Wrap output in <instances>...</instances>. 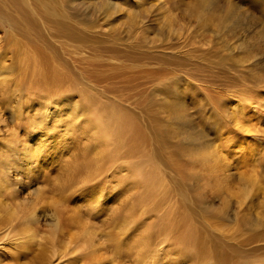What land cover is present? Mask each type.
Masks as SVG:
<instances>
[{
  "label": "rangeland",
  "instance_id": "rangeland-1",
  "mask_svg": "<svg viewBox=\"0 0 264 264\" xmlns=\"http://www.w3.org/2000/svg\"><path fill=\"white\" fill-rule=\"evenodd\" d=\"M213 1L7 0L0 67L12 64L16 84L24 82V97L0 105L19 132L15 153L26 141L38 149L40 136L52 135L41 142L39 170L26 171L31 176L18 195L0 197V231L15 226L1 234L16 236H0V264H264V115L256 141L245 144L243 160L225 174L210 172L209 156L198 159L215 146L230 150L242 136L232 118L241 98H264V2ZM40 94L58 104L52 106L60 116L94 134L83 137L65 123L55 127L69 133L64 130L66 143L48 164L45 151L58 134L47 129L52 119L38 106ZM65 99L69 110L62 114ZM77 107L85 117L80 122ZM107 120L111 135L118 134L101 155L102 139L89 127ZM222 134L232 139L224 143ZM234 170L246 180L225 181ZM134 175L149 182L142 186ZM26 197L35 213L45 208L60 220L41 222L35 240L27 248L18 244L17 254L18 236L26 237Z\"/></svg>",
  "mask_w": 264,
  "mask_h": 264
},
{
  "label": "bare ground",
  "instance_id": "bare-ground-1",
  "mask_svg": "<svg viewBox=\"0 0 264 264\" xmlns=\"http://www.w3.org/2000/svg\"><path fill=\"white\" fill-rule=\"evenodd\" d=\"M8 1H11V2H16V1H18V0H8ZM43 2H45V3H47L48 2V0H42ZM211 1V4H214V1L213 0H210ZM263 2H264V0H262ZM9 5V3L7 2V0H0V20H4V18H5V20H7V21H9V19L7 18V17H4V15H5V12L8 10L7 9V6ZM210 6V5H209ZM263 8V7H262ZM67 13L65 12V15H66ZM64 15V13L62 14V16H65ZM23 68H25V67H23ZM27 70V69H26ZM23 71H24V69H23ZM28 71V70H27ZM26 71V73H28ZM31 72V71H30ZM23 73V72H22ZM25 74V73H24ZM23 74V75H24ZM30 74V73H29ZM31 75L33 76V78H35L34 76H37V77H39V75L38 74H36V72H34V71H32V73H31ZM30 75V76H31ZM23 78H25L24 76H22ZM28 78V77H27ZM32 78V79H33ZM22 79V78H21ZM21 79H19V80H21ZM15 80H17V79H15V68H14V66L12 65V64H4L3 66H1L0 67V105H2L1 104V101L2 100H5V99H7V97L9 98V97H11V98H13V100H15V102H17L20 98H21V96H23V94H22V90L23 89H21L20 87H21V85L24 83V82H22V81H24V79L23 80H21L20 82H22V84L21 85H17L16 84V82H15ZM30 80V79H29ZM35 80V79H34ZM38 80V79H37ZM40 80V79H39ZM19 82V81H18ZM17 82V83H18ZM27 82H28V80H27ZM26 82V83H27ZM19 84V83H18ZM18 89H20V91H21V93L19 94V95H17V94H15L17 91L18 92H20ZM17 92V93H18ZM247 93V92H246ZM249 93V92H248ZM245 94V93H244ZM41 95V94H40ZM50 95V94H49ZM242 95V94H241ZM248 95V94H247ZM246 95V101L245 102H242V100L240 99V101H239V103H237V106H239V108H237V106L233 109V111H232V118H233V121H234V123H235V125L242 131V136L240 137V138H238V139H235L234 137H233V134L231 133V135H232V138L233 139H235V141L234 140H232V144L231 145H234V146H232L231 148H230V150H228L227 151V148H225V147H223V146H219L220 148H217L216 146L214 147V146H212V147H214L213 148V154H210V155H208V154H206V152H204V151H202L201 153H200V155L198 156V159H201L202 157L204 158V159H206L207 158V156H209V158H211V159H209L208 161H210V164H211V167L209 166L208 168H210L209 170H210V172H214L215 174L216 173H220V172H223V171H225V170H229L231 167H232V163H233V161L235 162L236 160H237V162H238V159L239 158H242V156H244V153L246 152H248L247 150H246V148H244L246 145V143L247 142H255L256 141V137H255V130L258 128V125H257V123H258V119H259V117L261 116H259V113L261 114H263L264 115V106H262V102L264 101V98H261V97H258V96H247ZM254 95V94H253ZM43 95H41V97H42ZM46 96H47V94H46ZM17 97V98H16ZM24 97V96H23ZM243 97V96H242ZM258 97V98H257ZM26 99L28 98V97H25ZM49 99H50V97H45L44 98V96H43V99L41 100V103H39L38 104V106L40 105L41 106V110L43 111V113L47 116L48 115V113L50 114V117L49 118H51L52 119V122L51 121H48L47 122V129L48 130H50L51 131V129L52 128H54V130L55 131H53V132H56V134H58V137H57V139H56V142H55V147L54 146H52L51 148H47V150L45 151V155L48 157V160H45V162L48 164V162H49V156H51V155H53V154H55L57 151L56 150H58L59 148H61L62 146H64V144L66 143V140H65V131H69L68 129H62V130H58L59 129V125H61L62 123L64 124H66V125H70V129H71V131L72 130H75L76 131V129H74L73 127H75V128H77L78 127V133H80V134H82L83 135V137H86L87 135L85 134V130H84V128L80 125V124H77V122L75 121V120H70V118H69V115L68 114H66V115H62V116H60V114L58 113V106H55V107H53L52 105H55V104H57V103H55L54 104V102L53 103H51V104H49ZM8 100H10V99H8ZM29 100V99H28ZM239 100V99H238ZM237 100V101H238ZM6 101V100H5ZM11 101V100H10ZM52 101V100H51ZM65 101L66 102H68V105L65 107V108H63V110H62V114H64V112L66 113V112H68V110H69V104H70V102H69V99H65ZM12 102V101H11ZM20 102V101H19ZM247 102H249L248 104H249V107L246 105V103ZM9 103V102H8ZM7 103V104H8ZM30 103H31V101H30ZM14 104V103H13ZM13 104H11V106L13 105ZM20 104V103H19ZM260 105L261 104V106L259 107L258 105ZM16 105V104H15ZM27 105V104H26ZM58 105V104H57ZM7 106V105H6ZM18 106V105H17ZM9 107H10V104H9ZM19 107H22V104H20L19 105ZM18 107V108H19ZM261 107H263V112H261L259 109H262ZM233 108V107H232ZM22 109V108H21ZM253 109V114H254V118L252 119V116H253V114H251L250 113V110H252ZM19 110V109H18ZM22 110H24V109H22ZM35 111V110H34ZM81 107H77L76 109H75V112H76V114L74 115V118L77 120V121H83V120H85V117H84V115L81 113ZM258 111H260V112H258ZM8 112V111H7ZM6 112V113H7ZM11 112V111H10ZM16 112V111H15ZM4 113V112H3ZM2 112H1V108H0V197H3V196H5V195H11L12 193H14V194H17V192H20V191H18L19 189H20V187L18 186V185H23V183L31 176L30 174L28 175V174H26L27 172H31V173H35V172H37L38 170H39V166H40V164H41V157H42V149H43V147H42V145H41V142H43V141H46V138H48L50 135H52V133L51 134H49V132H47V134H45V135H42V136H40V138H39V140L38 141H36L35 142V145H37L39 148L38 149H34V147L33 146H31V144H29L28 143V141H24L26 138H24L23 139V141L25 142V144L24 145H22V149H21V153H20V155H19V153H18V155L15 153V151H16V148L15 147H17L18 149H19V146L17 145L18 144V142H21L20 140H19V136H18V133H17V130L15 129V127H14V120H13V118H11V120H9L7 117H5V113L3 114ZM12 113H13V110H12ZM31 113V112H30ZM32 113H34V112H32ZM38 113V112H37ZM38 114H40V113H38ZM8 115V114H7ZM18 115V114H17ZM30 115H33V114H30ZM10 116V115H9ZM26 116H27V112H26ZM30 117V116H29ZM35 117H36V115H35ZM48 117V116H47ZM14 118H15V116H14ZM31 118V117H30ZM177 118V117H176ZM262 118V117H261ZM261 118H260V120H261ZM18 119H19V117L17 116L16 117V120H15V124H18L19 122H18ZM35 119V118H34ZM37 119V118H36ZM39 119H40V116H39ZM263 119V118H262ZM23 120V119H22ZM32 120V119H31ZM43 120V119H42ZM46 120V119H45ZM114 119H112V121H113ZM37 121V120H36ZM72 121V122H71ZM111 121V122H112ZM116 121H118L119 122V120H116ZM264 121V120H263ZM21 122V121H20ZM24 122V121H23ZM38 122V121H37ZM43 122V121H42ZM107 122H108V125L107 124H103L102 125V121H98L97 122V124L98 125H96V126H94L93 127V124H91L90 126L91 127H89V128H93V129H95L96 131H95V133H96V135H97V137H101V139H102V148H100V154L102 155L103 154V147H110L111 148V146H112V143L114 142V139H113V136H114V138H115V135L116 134H118V133H115V134H113V136L111 135L112 134V131H113V129H112V131H110V129L111 128H109L108 126H110V124H111V127H112V124H113V122L111 123V122H109V120H107ZM22 123V122H21ZM45 123V122H44ZM69 123V124H68ZM110 123V124H109ZM120 123V122H119ZM118 123V124H119ZM122 123V122H121ZM124 123H126V121L124 122ZM131 123V122H130ZM129 123V124H130ZM155 123V122H154ZM260 123V122H259ZM127 124V123H126ZM26 125V124H25ZM264 125V124H263ZM23 126V125H22ZM29 126V125H28ZM115 126H116V124H115ZM132 126V125H131ZM20 127V126H19ZM25 127V126H24ZM38 127V126H37ZM44 127V126H43ZM55 127H58V129L57 128H55ZM118 128H119V126H117ZM121 127H122V125H121ZM124 127V126H123ZM263 127V126H262ZM22 128V127H21ZM20 128V129H21ZM26 128V127H25ZM34 128V127H33ZM115 128V127H114ZM131 128V127H130ZM27 129V128H26ZM31 129V128H30ZM29 129V130H30ZM37 129V128H36ZM121 129H123V128H121ZM128 129V128H127ZM126 129V130H127ZM24 130V129H23ZM65 130V131H64ZM124 130H125V128H124ZM125 130V131H126ZM131 130V129H130ZM259 130V129H258ZM25 131V130H24ZM30 131H32V130H30ZM29 131V132H30ZM45 131V130H44ZM70 131V132H71ZM115 131V130H114ZM119 131V130H118ZM117 131V132H118ZM124 131V132H125ZM134 131V130H133ZM138 131V130H137ZM153 131V130H152ZM156 131V130H155ZM52 132V131H51ZM127 132H128V134L131 132H129L128 130H127ZM126 132V133H127ZM145 132V131H144ZM223 132V131H222ZM227 132H228V130H227ZM263 132H264V130H263ZM262 132V133H263ZM69 133V132H68ZM67 133V134H68ZM121 133V132H120ZM135 133V132H134ZM139 133V132H138ZM225 133V132H224ZM25 134V133H24ZM24 134H23V136H24ZM122 134V133H121ZM149 134V133H148ZM54 135V134H53ZM65 135V136H64ZM130 135H131V133H130ZM222 135H225V134H222ZM70 136V135H69ZM125 136V135H124ZM27 137V136H26ZM87 137H89L90 139L91 138H94V134H92L91 136L90 135H88ZM121 137H123V135L121 136ZM159 137V136H158ZM157 137V138H158ZM41 138H43V139H41ZM118 138V137H117ZM163 138V137H162ZM222 138V137H221ZM231 138V136H229V135H225L224 136V143H226L225 141H228V139H230ZM231 138V139H232ZM259 138V137H258ZM22 139V138H21ZM127 139H128V136H127ZM230 139V140H231ZM120 140H122V139H120ZM125 140V139H124ZM167 140V139H166ZM229 140V141H230ZM117 141H119V140H117ZM162 141V140H161ZM222 141V140H221ZM23 142V143H24ZM144 142V141H143ZM163 142H165L164 140H163ZM160 143V142H159ZM222 144H223V141L221 142ZM22 144V143H21ZM114 144H116V142H114ZM118 144V143H117ZM252 144V143H251ZM213 145V144H212ZM228 146V144L226 145V147ZM160 147V146H159ZM229 147V146H228ZM149 148V147H148ZM256 148V147H255ZM18 149H17V151H18ZM262 149V148H261ZM97 150V149H96ZM133 150V149H132ZM16 151V152H17ZM98 151H99V149H98ZM149 151V150H148ZM251 152V151H250ZM98 153V152H97ZM157 155V154H156ZM162 155V154H161ZM96 156H97V154L95 155V158H96ZM172 156V155H171ZM248 156V155H247ZM98 157H100V156H98ZM145 158V157H144ZM52 159V158H51ZM99 159V158H98ZM255 159V158H254ZM20 161V166L18 167V164H16V162L17 161ZM100 160H101V158H100ZM168 160V159H167ZM242 160H243V158H242ZM242 160H240L241 162H242ZM249 160V159H248ZM204 162H206V161H204ZM18 163V162H17ZM136 163V162H135ZM134 163V164H135ZM140 163V162H139ZM139 163H138V165H139ZM236 164V163H235ZM240 165H242V163H240ZM130 166V165H129ZM131 166H133V164L131 163ZM135 166H136V164H135ZM239 166V165H238ZM238 166H237V168H236V170L237 169H240V168H238ZM134 167V166H133ZM250 168V167H249ZM135 169V168H134ZM146 168H143L142 170H145ZM179 170V169H178ZM250 170H252V169H250ZM27 171V172H26ZM145 171H147V170H145ZM240 170H237V172H239ZM135 172H138V171H136L135 170ZM142 172V171H141ZM241 172V171H240ZM239 172V173H240ZM132 173V172H131ZM130 173V174H131ZM138 173H140V171L138 172ZM180 173V172H179ZM228 173V172H227ZM235 170H234V172L232 171V173H229V174H227V175H225V176H227L226 177V179H225V181L226 180H228V181H230L232 178H233V180L235 181L236 179H234V178H237L238 177V179H239V181L242 179V180H244L245 178L244 177H240V174L238 173V175L239 176H235V174H237V173H235ZM246 173V172H245ZM137 174V173H136ZM222 174H225L224 172L222 173ZM248 174V173H247ZM132 175V174H131ZM131 175H129L130 177H132ZM139 175V174H138ZM210 175H212L211 173H210ZM241 176H243V175H241ZM137 177V176H136ZM135 177V175H134V178H136ZM214 177V176H213ZM139 178V179H138ZM216 178V177H215ZM218 178H219V176L217 177V180H218ZM225 178V177H224ZM137 180H139L140 181V183L142 184V186L144 185V184H146V183H148L147 182V180L145 181V177L144 176H142V175H140L139 177H137L136 178ZM221 179H223V178H221ZM29 180V179H28ZM132 180V179H131ZM208 180V179H207ZM216 180V181H217ZM246 180V179H245ZM145 181V182H144ZM221 181V180H220ZM219 180H218V182H220ZM136 182V181H135ZM224 182V181H223ZM236 182V181H235ZM27 183V182H26ZM25 183V184H26ZM151 183H152V181H151ZM156 183V182H155ZM221 183H222V181H221ZM237 183H238V181H237ZM250 182H248L247 183V181H246V184L248 185ZM255 183V182H254ZM253 183V184H254ZM28 184V183H27ZM220 184V183H219ZM228 184H230L229 182H228ZM233 184V183H232ZM232 184H230L229 185V188H230V186L232 185ZM245 184V183H244ZM243 184V186H245ZM253 184H251L252 186H254ZM239 185V184H238ZM251 185H250V188H251ZM29 186V185H28ZM222 186H226V185H224V183H223V185ZM228 186V185H227ZM249 186V185H248ZM247 186V187H248ZM18 187H19V189H18ZM23 187H24V185H23ZM234 187V186H233ZM233 187H231V189H233L234 190V188ZM258 187H261L260 185L258 186ZM246 188V187H245ZM249 188V187H248ZM248 188H246L247 190H248ZM263 188V187H262ZM262 188H258V190H261ZM142 189V188H141ZM253 189H254V187H253ZM21 190V189H20ZM243 191V190H242ZM250 191H252L251 189H250ZM263 191V190H262ZM245 194H246V190H245ZM244 194V195H245ZM257 194V193H256ZM18 195V194H17ZM248 194H246V196H247ZM250 195H252V193H250L249 194V196ZM258 195V194H257ZM263 195V194H262ZM14 196V195H13ZM12 196V197H13ZM260 196V195H259ZM9 197V196H8ZM7 197V198H8ZM35 197H37V196H35ZM43 197V196H42ZM252 197V196H251ZM6 198V197H5ZM27 198V197H26ZM39 198V197H38ZM38 198H36V199H38ZM144 198V197H143ZM43 199V198H42ZM246 199H247V197H246ZM249 199V198H248ZM252 199V198H251ZM8 200V199H7ZM17 200V199H16ZM27 201H28V203H26L27 204V206H26V209H22L23 210V212H21L23 215H24V221H22V222H25V223H27L26 225V237H24V236H22V237H20V236H18V234H20V233H18L17 234V232H16V235L18 236V241H16V245L14 244V242H12V244H14V248H13V251H16V253L18 254L19 253V249L18 248H20V246L18 247V244H24L25 245V247L26 246H28L29 247V245H27L26 243H30V242H32V241H34L35 240V238H36V231H35V228H36V226H38V225H40V223L41 222H43V221H45V224L47 223L48 224V226H49V223H50V225L52 226H55L56 224H54V222L56 223V222H58L59 220H60V218H57L56 217V215H54L53 213H49V212H47L46 210H45V208L44 209H40V208H38L39 210H40V212L37 214V213H35L34 212V207H32V205H30L31 203H30V201L28 200V198H27ZM36 201V200H35ZM42 201V200H41ZM19 202V201H18ZM49 202V201H48ZM17 203V202H16ZM43 203V202H42ZM18 204V203H17ZM37 204V203H36ZM39 204V203H38ZM45 204V203H44ZM50 204V203H49ZM53 204V203H52ZM57 204V203H56ZM151 205V204H150ZM35 207H37V206H35ZM146 207V206H145ZM149 207V206H148ZM264 207V206H263ZM22 208V207H21ZM36 209V208H35ZM227 209V208H226ZM22 210H20V211H22ZM25 210V211H24ZM153 210V209H152ZM54 213H56V211L54 212ZM146 213H147V210H146ZM151 214V213H150ZM259 215V214H258ZM20 217L21 216H19V219H20ZM258 217V216H257ZM22 218V217H21ZM260 218V217H259ZM258 218V219H259ZM14 219H16V218H14ZM18 219V220H19ZM57 219H58V221H57ZM62 219V218H61ZM76 220V219H75ZM78 220V219H77ZM14 221V220H13ZM64 221V220H63ZM20 222H21V220H20ZM21 222V223H22ZM261 222V221H260ZM12 223H14V222H12ZM25 225V224H24ZM23 225V226H24ZM41 225H43V224H41ZM21 226V225H20ZM20 226H16L17 228V230H18V228H24L23 226L22 227H20ZM47 226V225H46ZM259 226V225H258ZM13 227L15 228V226L13 225ZM13 227H11L12 228V230H14L15 231V229H13ZM7 228V227H6ZM9 226H8V228L6 229V230H8L9 231ZM1 230V229H0ZM2 230L4 231L5 229H3L2 228ZM5 230V231H6ZM23 230V229H22ZM1 232L0 231V234L1 233H4V232ZM8 231L6 232V234L8 233ZM10 231H11V229H10ZM14 231L12 232V233H14ZM6 234H1L0 236L1 237H3V236H5ZM9 234H11V233H9ZM12 235H14V234H11V235H7V236H5V237H7L8 239H9V237H11ZM16 236H14V237H11V239L10 240H12V239H14ZM41 238V237H40ZM2 239H4L5 240V238H2ZM8 239H6V240H8ZM16 239V238H15ZM68 243H70V242H68ZM6 244V243H5ZM20 244V245H21ZM1 246V245H0ZM4 246V245H3ZM8 247V245L6 246V248ZM27 248V247H26ZM95 248H97V247H95ZM103 249L102 247H98V251H99V253L101 252L100 251V249ZM2 249H3V247H0V250H1V253H2ZM69 249V248H68ZM6 250V249H5ZM4 250V251H5ZM24 250H25V248H24ZM93 250V249H92ZM96 250V249H95ZM4 251H3V253H4ZM22 250H20V252H21ZM55 251V250H54ZM58 251V250H57ZM56 251V252H57ZM23 252V251H22ZM50 252V251H49ZM103 252H104V249H103ZM154 252V251H153ZM0 253V254H1ZM15 253V254H16ZM105 253V252H104ZM104 253H102L101 252V254H104ZM5 254V253H4ZM3 254V255H4ZM14 254V255H15ZM16 254V255H17ZM43 254V253H42ZM97 254H98V252H97ZM107 254V253H106ZM2 255V254H1ZM15 255V256H16ZM61 255V254H60ZM105 255V254H104ZM139 255V254H138ZM10 256V255H9ZM53 256V255H52ZM58 256V255H57ZM224 256V255H223ZM226 256H228V254L227 255H225L223 258V260H225V257ZM0 257H2V256H0ZM113 257V256H112ZM56 258V257H55ZM2 259V262H3V257L1 258ZM99 259H101V257L99 258ZM222 259V258H221ZM98 260V259H97ZM111 261H112V259H110ZM250 260V259H249ZM12 261V260H11ZM39 261V260H38ZM246 261V260H245ZM25 262V261H24ZM27 262V261H26ZM25 262V263H26ZM44 262V261H43ZM87 262V261H86ZM99 262V260L98 261H96V263H98ZM106 262H107V259H106ZM28 263V262H27ZM37 263V262H36ZM45 263H47V262H45ZM60 262H58V264H59ZM88 263V262H87ZM105 263V262H104ZM113 263V262H112ZM30 264V263H29ZM62 264V263H61ZM100 264V263H99ZM106 264V263H105Z\"/></svg>",
  "mask_w": 264,
  "mask_h": 264
}]
</instances>
